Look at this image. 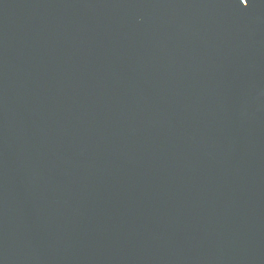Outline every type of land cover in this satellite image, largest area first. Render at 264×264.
Listing matches in <instances>:
<instances>
[{
	"label": "water",
	"instance_id": "obj_1",
	"mask_svg": "<svg viewBox=\"0 0 264 264\" xmlns=\"http://www.w3.org/2000/svg\"><path fill=\"white\" fill-rule=\"evenodd\" d=\"M0 264H264V0H0Z\"/></svg>",
	"mask_w": 264,
	"mask_h": 264
},
{
	"label": "snow or ice",
	"instance_id": "obj_2",
	"mask_svg": "<svg viewBox=\"0 0 264 264\" xmlns=\"http://www.w3.org/2000/svg\"><path fill=\"white\" fill-rule=\"evenodd\" d=\"M241 2H246V0H241Z\"/></svg>",
	"mask_w": 264,
	"mask_h": 264
}]
</instances>
